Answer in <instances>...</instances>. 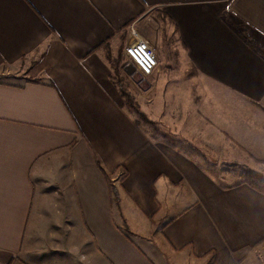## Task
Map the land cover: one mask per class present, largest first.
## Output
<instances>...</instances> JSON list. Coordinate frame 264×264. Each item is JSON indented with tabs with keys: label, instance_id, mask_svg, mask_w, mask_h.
Listing matches in <instances>:
<instances>
[{
	"label": "crops",
	"instance_id": "obj_1",
	"mask_svg": "<svg viewBox=\"0 0 264 264\" xmlns=\"http://www.w3.org/2000/svg\"><path fill=\"white\" fill-rule=\"evenodd\" d=\"M132 27L158 59L138 79L156 105L143 123L105 55ZM243 30L264 46V0H0V264H210L213 249L238 264L264 247V193L212 160L264 174V56Z\"/></svg>",
	"mask_w": 264,
	"mask_h": 264
},
{
	"label": "rangeland",
	"instance_id": "obj_2",
	"mask_svg": "<svg viewBox=\"0 0 264 264\" xmlns=\"http://www.w3.org/2000/svg\"><path fill=\"white\" fill-rule=\"evenodd\" d=\"M124 48L125 47L123 46L119 51L116 52V54L113 53L110 48H108L105 51V55L111 66V72H112L111 79L116 84V88L119 91V93L121 91L120 93L121 95H122V91L126 93V96L122 95L121 97L123 98V102L125 103V106L128 107L129 108L128 110L132 112L133 119L135 120V122L143 123V119L151 121L149 116H147L146 114L145 116H141L140 114L142 113L141 111L142 106L145 105H147L148 107H150V109H153L154 111L156 109L155 102L154 100H151L150 95H148L145 92V89L142 86H140L138 80L140 74L138 73L136 74L132 68H129L126 65L127 56L124 53ZM152 121L154 122V120ZM212 160L214 161L213 165H218L217 167L218 170L232 171L231 175L229 174V178H226V180L223 179V182L225 183L237 182L244 178L246 179L245 173L248 169H250L248 167L239 164L236 165L232 163H223L220 160L215 159L214 157ZM262 175L264 176V174ZM118 178L120 179V175ZM117 218L121 220L119 214H117ZM124 224H125V226H123L124 229L128 230L135 239H139L142 236L147 235L146 229L148 228L147 227L148 225H145L140 221L137 222L136 225H132V224L128 225L126 221L124 222ZM132 231L134 232V234ZM150 255L157 262V264H163L162 260H160L158 256L156 257L154 256V254H150ZM237 260H238V264H264V247L252 248L249 250V252L246 251L244 253H241L240 255H238ZM209 261H213V260H209ZM206 264H209V262H207Z\"/></svg>",
	"mask_w": 264,
	"mask_h": 264
},
{
	"label": "built area",
	"instance_id": "obj_3",
	"mask_svg": "<svg viewBox=\"0 0 264 264\" xmlns=\"http://www.w3.org/2000/svg\"><path fill=\"white\" fill-rule=\"evenodd\" d=\"M131 34L134 39L126 44L124 48L127 64L131 66L135 73L143 76L149 75L158 64L155 50L148 40L137 37L138 33L135 27L131 28Z\"/></svg>",
	"mask_w": 264,
	"mask_h": 264
},
{
	"label": "trees",
	"instance_id": "obj_4",
	"mask_svg": "<svg viewBox=\"0 0 264 264\" xmlns=\"http://www.w3.org/2000/svg\"><path fill=\"white\" fill-rule=\"evenodd\" d=\"M241 35L247 40V42L255 48L260 54L264 56V47L255 39L252 38V36L248 33L247 30L241 31ZM122 95L126 96V93L122 91ZM129 96V94H128ZM141 116H145V113H141ZM147 119V118H146ZM245 177L247 179V182L256 188L257 190L264 193V176L255 170L248 169L245 173ZM212 252L215 255L214 261H212L210 264H213L217 259V251L215 249L209 251Z\"/></svg>",
	"mask_w": 264,
	"mask_h": 264
},
{
	"label": "water",
	"instance_id": "obj_5",
	"mask_svg": "<svg viewBox=\"0 0 264 264\" xmlns=\"http://www.w3.org/2000/svg\"><path fill=\"white\" fill-rule=\"evenodd\" d=\"M139 76L142 77L141 75H139ZM140 77H139V78H140ZM139 78H138V79H139Z\"/></svg>",
	"mask_w": 264,
	"mask_h": 264
}]
</instances>
